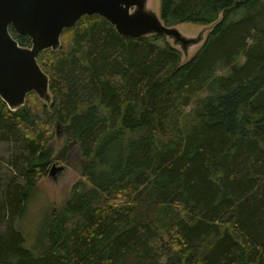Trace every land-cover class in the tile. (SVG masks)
Listing matches in <instances>:
<instances>
[{
	"label": "trees",
	"instance_id": "obj_1",
	"mask_svg": "<svg viewBox=\"0 0 264 264\" xmlns=\"http://www.w3.org/2000/svg\"><path fill=\"white\" fill-rule=\"evenodd\" d=\"M160 13L213 25L187 61L166 34L84 16L38 56L50 100L0 96V264H264V0H161ZM57 128L86 180L30 249L16 223L65 158Z\"/></svg>",
	"mask_w": 264,
	"mask_h": 264
},
{
	"label": "water",
	"instance_id": "obj_2",
	"mask_svg": "<svg viewBox=\"0 0 264 264\" xmlns=\"http://www.w3.org/2000/svg\"><path fill=\"white\" fill-rule=\"evenodd\" d=\"M93 15L107 19L124 36L166 34L184 50L197 42L147 10V0H0V96L12 109L23 106L30 92L50 100V78L38 62L39 54L58 50L63 32ZM11 28L29 36L32 47L20 45ZM60 169L54 164L52 174Z\"/></svg>",
	"mask_w": 264,
	"mask_h": 264
},
{
	"label": "rangeland",
	"instance_id": "obj_3",
	"mask_svg": "<svg viewBox=\"0 0 264 264\" xmlns=\"http://www.w3.org/2000/svg\"><path fill=\"white\" fill-rule=\"evenodd\" d=\"M147 10L161 16V0H147ZM175 26L185 37L197 40L184 50L180 43H177L173 37L168 36L184 53L183 61H187L198 51L213 27V25L197 23H183ZM56 130V136L52 140L54 150L63 155L67 149L65 158L63 160L57 158L53 161L48 173L40 179L27 204L25 214L16 223V226L23 232L27 242L26 245L30 249L39 239L41 240V237L43 238V230L51 220L53 212L63 208L69 200L73 186L81 179L86 180L83 176V169L87 161L82 155L80 147L67 142L60 128ZM0 152L6 157L8 156L6 155L7 148L4 143L0 144ZM54 164L61 169L52 174L51 170ZM7 227L8 225L5 223L0 224V231H6ZM162 234L167 236L165 232ZM166 241H168V236ZM167 244L169 245V243Z\"/></svg>",
	"mask_w": 264,
	"mask_h": 264
},
{
	"label": "flooded vegetation",
	"instance_id": "obj_4",
	"mask_svg": "<svg viewBox=\"0 0 264 264\" xmlns=\"http://www.w3.org/2000/svg\"><path fill=\"white\" fill-rule=\"evenodd\" d=\"M12 33V32H11ZM13 35V34H12Z\"/></svg>",
	"mask_w": 264,
	"mask_h": 264
}]
</instances>
